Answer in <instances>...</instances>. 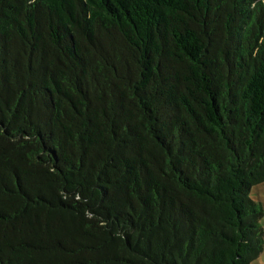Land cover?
Returning a JSON list of instances; mask_svg holds the SVG:
<instances>
[{
	"label": "trees",
	"instance_id": "1",
	"mask_svg": "<svg viewBox=\"0 0 264 264\" xmlns=\"http://www.w3.org/2000/svg\"><path fill=\"white\" fill-rule=\"evenodd\" d=\"M262 182L264 0H0V264H250Z\"/></svg>",
	"mask_w": 264,
	"mask_h": 264
},
{
	"label": "rangeland",
	"instance_id": "2",
	"mask_svg": "<svg viewBox=\"0 0 264 264\" xmlns=\"http://www.w3.org/2000/svg\"><path fill=\"white\" fill-rule=\"evenodd\" d=\"M249 194L250 197L253 198V200L256 201L262 209V217L260 219V223L264 231V182L254 185L251 188ZM250 264H264V244L260 254L255 259H253Z\"/></svg>",
	"mask_w": 264,
	"mask_h": 264
}]
</instances>
